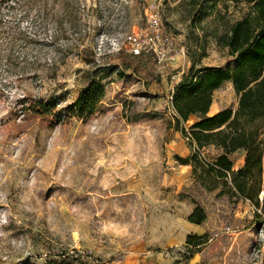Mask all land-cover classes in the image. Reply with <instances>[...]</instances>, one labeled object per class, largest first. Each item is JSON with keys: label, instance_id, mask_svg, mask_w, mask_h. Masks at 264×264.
<instances>
[{"label": "rangeland", "instance_id": "1", "mask_svg": "<svg viewBox=\"0 0 264 264\" xmlns=\"http://www.w3.org/2000/svg\"><path fill=\"white\" fill-rule=\"evenodd\" d=\"M202 4L194 23L189 0H0V264H263L256 208L210 171L222 151L175 127L176 86L228 63L215 37L246 9ZM130 32L158 50L133 52ZM98 67L109 69L96 112L70 115ZM237 106L232 83L214 92L211 112ZM196 151L195 166L178 158ZM230 159L237 170L245 152Z\"/></svg>", "mask_w": 264, "mask_h": 264}, {"label": "trees", "instance_id": "2", "mask_svg": "<svg viewBox=\"0 0 264 264\" xmlns=\"http://www.w3.org/2000/svg\"><path fill=\"white\" fill-rule=\"evenodd\" d=\"M228 1L246 7L240 17L229 22L227 29L215 37L230 60L224 66L198 70L193 67L178 83L173 100L175 127L189 135L197 148L213 145L222 151L214 163L209 164L210 171L224 179L237 197L251 202L264 232V0ZM205 2L207 0H189L191 5L199 7L191 17L194 23L205 17L202 7ZM108 69L98 67L90 72V79L78 97L65 108L67 113L87 119L96 112L106 93L103 80L108 76ZM227 82L232 83L238 96L237 108L222 109L210 115L214 92ZM38 106L35 111L46 114L53 105L40 101ZM192 115L199 119L187 130L184 124ZM238 151L245 152V160L242 167L234 170L230 155ZM178 158L193 166L200 163L197 151L187 158ZM205 219L201 208L189 217L198 224ZM205 240V236L190 234L187 244L204 245Z\"/></svg>", "mask_w": 264, "mask_h": 264}, {"label": "built area", "instance_id": "3", "mask_svg": "<svg viewBox=\"0 0 264 264\" xmlns=\"http://www.w3.org/2000/svg\"><path fill=\"white\" fill-rule=\"evenodd\" d=\"M155 36H145L143 34H140L138 32H130L127 33L125 35V41L129 42L131 45V49L133 50V52L135 53H141L143 51H147L148 49L146 48V44H150L151 43V47L154 50H158V46L156 44V41L154 40ZM105 44V40L103 39L101 41V43L99 44L100 49H102L104 47ZM152 44H154V46H152ZM110 45L114 50H120L122 48L121 46V40L118 37H114L111 41H110Z\"/></svg>", "mask_w": 264, "mask_h": 264}, {"label": "crops", "instance_id": "4", "mask_svg": "<svg viewBox=\"0 0 264 264\" xmlns=\"http://www.w3.org/2000/svg\"><path fill=\"white\" fill-rule=\"evenodd\" d=\"M212 110H213V107L211 106L209 114H214L215 112L218 111V110H214L213 112H211Z\"/></svg>", "mask_w": 264, "mask_h": 264}]
</instances>
